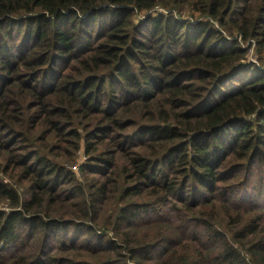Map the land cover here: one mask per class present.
Segmentation results:
<instances>
[{
    "label": "trees",
    "instance_id": "obj_1",
    "mask_svg": "<svg viewBox=\"0 0 264 264\" xmlns=\"http://www.w3.org/2000/svg\"><path fill=\"white\" fill-rule=\"evenodd\" d=\"M252 47L264 0H0V264H264Z\"/></svg>",
    "mask_w": 264,
    "mask_h": 264
},
{
    "label": "rangeland",
    "instance_id": "obj_2",
    "mask_svg": "<svg viewBox=\"0 0 264 264\" xmlns=\"http://www.w3.org/2000/svg\"><path fill=\"white\" fill-rule=\"evenodd\" d=\"M154 13H155V12L151 13L152 16H154V15H153ZM146 17H147V16H144V15H141V16L136 17V18H135V23H137V24H141L143 21L146 20ZM244 47L247 48V47H249V46H248V44H246ZM259 58H260V56H259L258 52L256 51V48L252 47L251 50H250V52H249V54H248V56H247V57L245 58V60L243 61V65H244V66H251V65H254V66H257V67H259V68H263L264 65L261 64ZM254 69H256V67H255ZM83 151H84V149L82 148V151L79 152V153L77 154L76 163H75V164H72L71 167H70V168H72V170L75 171L77 174H78V172H79V165H81V164L84 162V160H85V158H84L85 156H84V154H83ZM78 177L81 179V176H80V175H78ZM1 178L4 179L5 182L9 183V184L12 185V186L16 185L15 188L20 190L21 195H22L23 197H26V196H27L26 188H25L24 186H22L21 184H17V183L14 182V181H9L7 178L3 177L2 175H0V179H1ZM256 193H257V194H256ZM247 194L250 196V198H253V196H254V199H255L260 205H263V207H264V189H262V190H258V191H256V192L252 190V191H250L249 193L242 192V193H241V197H242V199H246V195H247ZM237 198H238L237 200H240L239 197H237ZM249 207H250V206H248V210H249ZM0 211H10V207H9V205L6 204V203H4V204H3V203H0Z\"/></svg>",
    "mask_w": 264,
    "mask_h": 264
}]
</instances>
